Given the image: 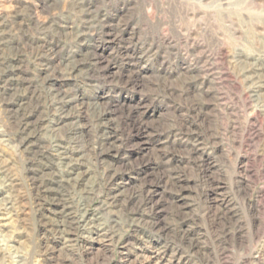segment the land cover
Returning a JSON list of instances; mask_svg holds the SVG:
<instances>
[{"label":"rangeland","instance_id":"1","mask_svg":"<svg viewBox=\"0 0 264 264\" xmlns=\"http://www.w3.org/2000/svg\"><path fill=\"white\" fill-rule=\"evenodd\" d=\"M1 21L20 45L15 60L25 76L39 70L22 48L27 41L51 42L60 55L101 56L103 68L87 63L86 78L50 76L127 115L119 151L91 165L99 187L89 213L106 195L107 165L123 168L130 189L147 179L149 190L143 206L111 214L120 229L113 242H64L33 203L26 156L0 106V264H141L155 250L163 264H256L258 249L264 264V96L250 97L242 70L247 62L264 72V0H0ZM62 24L83 28L82 41L62 37Z\"/></svg>","mask_w":264,"mask_h":264},{"label":"bare ground","instance_id":"2","mask_svg":"<svg viewBox=\"0 0 264 264\" xmlns=\"http://www.w3.org/2000/svg\"><path fill=\"white\" fill-rule=\"evenodd\" d=\"M0 23V106L14 132V141L26 156V179L32 191L34 205L37 210H41L42 217L66 243L74 242L77 245L80 243L84 248H92L105 242H113L120 229L119 221L111 214L117 212L115 209L118 206L123 207L134 202L138 203V206H143L142 193L149 190L148 180L143 179L137 189H130L124 177L120 175L123 168L106 164L107 167L100 175L103 179L102 186L107 188L106 195L89 213L88 207L99 187V183L90 181L89 176L92 173L91 165H98L104 154L119 151L120 145L127 139V115L117 113L118 111L111 109L108 104L103 105L104 103L98 99L87 100L73 88L52 83L50 79L52 74L65 78L79 74L86 78L91 72L86 67L87 63L98 70L103 68L100 63L101 56L95 50L82 52L78 57L60 55L51 42L27 41L23 43L22 48L29 55L28 61L34 63L39 70L36 74L25 76L22 64L15 60V58L19 60L17 55L20 45L6 35L7 24L2 21ZM58 28L66 40L70 38L82 41L86 34L83 28L68 24H62ZM6 51H9L10 57L3 54ZM256 67L244 62L242 70L249 80L250 97L259 98L264 96V72L261 71L262 68ZM41 114L46 121L45 124L38 126L36 117ZM131 116L132 112L128 114L129 118ZM86 118L93 123L92 136L87 128ZM129 122L133 129L136 120ZM37 130L40 133L36 136ZM45 133L49 134V140L42 142L40 138ZM37 152L43 155L42 159L40 158L42 168L38 174L35 159ZM61 165L64 172L59 169ZM46 174L52 176L45 179L43 175ZM138 197H141L140 202L137 200ZM145 205L153 211L154 205ZM103 215L106 216L104 220ZM154 224L155 222L153 226ZM117 242L123 246L127 244L123 234H118ZM155 251L151 255L143 253L139 262L163 264V255ZM260 258L261 249H258L253 255V263L258 264ZM136 262L134 259L131 264Z\"/></svg>","mask_w":264,"mask_h":264}]
</instances>
